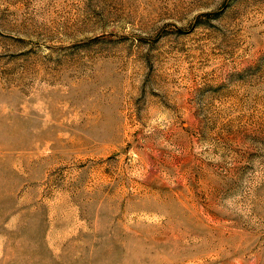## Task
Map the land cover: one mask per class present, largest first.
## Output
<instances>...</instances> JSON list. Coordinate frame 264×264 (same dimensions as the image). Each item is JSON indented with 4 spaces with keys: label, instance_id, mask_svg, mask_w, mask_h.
<instances>
[{
    "label": "rangeland",
    "instance_id": "374dc122",
    "mask_svg": "<svg viewBox=\"0 0 264 264\" xmlns=\"http://www.w3.org/2000/svg\"><path fill=\"white\" fill-rule=\"evenodd\" d=\"M0 264H264V0H0Z\"/></svg>",
    "mask_w": 264,
    "mask_h": 264
}]
</instances>
